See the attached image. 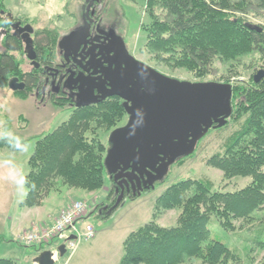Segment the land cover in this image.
Listing matches in <instances>:
<instances>
[{
  "label": "trees",
  "instance_id": "obj_1",
  "mask_svg": "<svg viewBox=\"0 0 264 264\" xmlns=\"http://www.w3.org/2000/svg\"><path fill=\"white\" fill-rule=\"evenodd\" d=\"M4 7V0H0V11H5ZM144 14L147 23L140 25V32L152 63L184 70L199 80L211 73L215 60L226 67L224 83L231 85L232 112L226 124L214 130L230 123L238 124V129L225 139L222 151L211 156L206 164L220 171L225 180L249 178L250 182L235 192L215 191L210 182L200 180L171 185L155 200L152 221L123 241L119 264L236 262L238 257L233 251L209 239L207 222L213 216L223 230L232 231L235 220H247L264 209V78L258 83L253 82V76L249 82L239 80L241 67L253 60L264 62V27L247 20L248 15L264 18V0H145ZM36 37V52L43 60H53L57 54V34L39 30ZM5 47L8 54L0 57V86L7 87L10 78H21L23 72L13 54L19 46L7 41ZM53 105L71 113L54 131L36 141L23 177L27 192L21 207H38L55 179L69 189L100 190L109 147L101 141L100 132L109 135L121 127L126 117L118 98L78 108L62 102ZM25 146V141L0 137V151L16 152ZM110 182L108 195L112 202L100 212L102 218L111 216L118 207L114 206L118 195ZM174 209L179 211L176 225L160 227L155 221L157 215ZM258 246L264 250V240ZM0 264L14 263L0 259Z\"/></svg>",
  "mask_w": 264,
  "mask_h": 264
},
{
  "label": "rangeland",
  "instance_id": "obj_2",
  "mask_svg": "<svg viewBox=\"0 0 264 264\" xmlns=\"http://www.w3.org/2000/svg\"><path fill=\"white\" fill-rule=\"evenodd\" d=\"M86 1L4 0V8L6 12L18 16L21 21L31 25L35 33L39 30L54 31L58 43L59 38L80 21ZM144 2L145 0H100L96 10L111 24L116 23L126 50L135 60L179 81L224 83L228 73L219 60L214 61L213 70L203 80L195 78L184 70L168 69L150 61L140 32V25L147 23ZM247 20L254 25L264 27V18L260 15H248ZM14 55L21 63L22 72L31 70L24 55ZM240 69L239 80L249 82L251 76L258 70L264 69V62L253 60L251 64ZM30 93H32L30 89L18 93L12 92L4 85L0 86V137L26 142L25 148L21 151L12 152L8 149L0 151V259L11 260L14 264H33V260L41 252H55V248L62 244L60 241H54L41 249L27 247L18 243L15 234L11 231V219L20 211L18 203L27 192L23 177L28 172L27 162L33 153L36 141L54 131L68 119L71 113L68 109L41 107ZM125 123L126 117L120 124L122 126ZM237 129L238 124L235 123H230L220 130L210 129L192 155L175 162L168 168L162 182L142 190L140 194L123 197L117 209L109 217L102 218L100 215L103 208L108 207L110 201L112 202V197L108 195L111 182L107 173L104 174L103 187L92 192L67 189L58 179L53 180L49 191L52 192L51 197H48L44 204L46 215L51 217L57 214L72 194H74L73 198L84 194V200L77 201H84L87 204L86 216L89 215L85 220L78 222L75 228L83 234L87 224L94 233L92 239L80 240L71 255L66 252L54 264H118L125 238L152 221L155 200L168 187L180 181H208L213 190L220 192H235L243 189L250 182L249 178L225 180L220 171L206 164L211 156L222 151L225 139ZM100 139L103 144L108 145L106 132H100ZM178 214L179 211L176 209L165 211L158 214L155 221L160 227L170 228L176 225ZM233 224L235 230L225 231L215 217H209L207 222L209 239L224 244L238 257L236 262L229 260L227 264H264V250L258 246V242L264 240V209L258 210L247 220H235ZM37 226L40 225L37 223ZM32 228H26L25 231Z\"/></svg>",
  "mask_w": 264,
  "mask_h": 264
},
{
  "label": "water",
  "instance_id": "obj_3",
  "mask_svg": "<svg viewBox=\"0 0 264 264\" xmlns=\"http://www.w3.org/2000/svg\"><path fill=\"white\" fill-rule=\"evenodd\" d=\"M24 32V53L26 58L37 67L30 34V26L20 28ZM85 38L80 31H73L58 41V49L62 50L75 38ZM117 49L114 56L118 59L103 74L100 85H104L103 93L93 95L92 88L83 89L80 85L78 97L87 92L76 104H96L107 98L117 97L122 101L128 120L125 125L110 132L109 147L103 165L109 181H116L129 175L136 178H147L143 181V189L152 188L155 183L162 182L168 168L183 157L195 151L197 143L210 129L223 127L231 116V85L217 82H188L167 77L153 68L135 60L126 50L123 39L115 38ZM264 78V69L253 75L254 83ZM101 79V78H99ZM7 87L12 92L24 90V84L17 78L8 81ZM83 92V93H82ZM126 171H129L127 174ZM142 191L139 186L137 192ZM117 193V189H115ZM121 188L114 206L123 200ZM106 209V208H104ZM73 237H70L72 240ZM58 257L65 254L64 245L57 249ZM34 264H54L53 252H41Z\"/></svg>",
  "mask_w": 264,
  "mask_h": 264
},
{
  "label": "flooded vegetation",
  "instance_id": "obj_4",
  "mask_svg": "<svg viewBox=\"0 0 264 264\" xmlns=\"http://www.w3.org/2000/svg\"><path fill=\"white\" fill-rule=\"evenodd\" d=\"M86 2L80 21L66 34H63L59 40L73 31L84 33L85 38H75L68 45H64L62 50L57 47V54L53 60H43L36 52L37 37L31 25L21 21L18 16H14L10 12L0 11V49L2 48L0 57L8 54L5 42L11 41L16 46H19V50L13 51V54L24 55L26 58L23 43L25 33L20 31V28L30 26L33 30L30 38L36 56L37 67L32 65L26 58L31 70L23 72L21 78H12H17L18 82H22L24 90L30 86L28 90H32V93H30L31 97L37 100V104L41 107H54V102H62L67 107L75 108L76 104L80 103L81 100L88 98L87 92H82V97H78L80 85L84 86L83 89L92 88L95 96L102 94V87L106 83L104 82L102 86L100 85V81L103 79V75L100 72L104 74L108 64L111 63V66L114 67L118 60L113 54L114 50L117 49L115 38L120 37L116 23H114L115 25L111 24L96 10L100 0H87ZM28 82L29 85L27 86ZM127 120L128 116L126 115V122ZM128 172L126 171L125 173L127 174ZM127 175L116 181L117 183L121 182L120 185L112 182L116 195L120 194L121 188H123L124 196L133 195V192H137L139 186L144 190L143 181L147 178L145 175L143 178H136L134 174ZM115 189H117V193Z\"/></svg>",
  "mask_w": 264,
  "mask_h": 264
},
{
  "label": "built area",
  "instance_id": "obj_5",
  "mask_svg": "<svg viewBox=\"0 0 264 264\" xmlns=\"http://www.w3.org/2000/svg\"><path fill=\"white\" fill-rule=\"evenodd\" d=\"M87 213V204L84 201H74L65 207L49 225L33 226L31 230L24 231L16 237V241L27 247L39 249L60 241L65 252L71 255L80 240H90L94 237L92 228L86 224L84 233L80 234L75 228ZM73 237L70 240V237ZM54 256H57V249Z\"/></svg>",
  "mask_w": 264,
  "mask_h": 264
},
{
  "label": "crops",
  "instance_id": "obj_6",
  "mask_svg": "<svg viewBox=\"0 0 264 264\" xmlns=\"http://www.w3.org/2000/svg\"><path fill=\"white\" fill-rule=\"evenodd\" d=\"M55 191H57V190H55ZM50 193H52V192H50ZM50 193L46 194L43 197L41 204L38 207L26 208V207H21L19 205L20 202L18 203V209L20 211H18L17 212L18 214L15 215L11 219V231L13 234H15V237H17L20 233L24 232L26 228H29V227L32 228L33 226H37V223L40 226L41 225H49L57 217V215L60 213V211H62L65 207H67L70 203L73 202V199H74V201H77V200H84L83 198H85L84 194L83 195L79 194L78 197H74V198L72 197V196H74V194H72L69 201L67 199L68 203L66 201L62 205V207H61L62 210H60L61 209L60 208L58 210L57 214H55L54 216L51 215V217H50V215H46L47 213H46V209L44 207V204L47 202L48 197L49 198L51 197ZM89 194H91V193H89ZM89 194H87V195H89ZM88 215L89 214H87V216L85 215L81 221L85 220L88 217ZM120 258H119V260H120ZM118 264H119V261H118Z\"/></svg>",
  "mask_w": 264,
  "mask_h": 264
},
{
  "label": "bare ground",
  "instance_id": "obj_7",
  "mask_svg": "<svg viewBox=\"0 0 264 264\" xmlns=\"http://www.w3.org/2000/svg\"><path fill=\"white\" fill-rule=\"evenodd\" d=\"M128 52V51H127ZM134 58V57H133ZM145 64V63H144ZM262 80V79H261ZM19 81V80H18ZM9 89V88H8ZM108 99V98H107ZM120 101V100H119ZM122 103V102H121ZM93 105V104H92ZM82 106H85V105H82ZM124 109V108H123ZM125 112V111H124ZM109 136V135H108ZM108 148V147H107ZM58 243V242H57ZM60 243V242H59ZM58 243V244H59ZM62 243V242H61ZM51 245V244H50ZM61 245V244H60ZM55 249H57V248H55Z\"/></svg>",
  "mask_w": 264,
  "mask_h": 264
}]
</instances>
